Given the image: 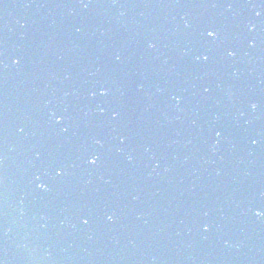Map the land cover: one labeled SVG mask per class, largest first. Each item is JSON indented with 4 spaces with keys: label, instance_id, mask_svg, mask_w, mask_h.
<instances>
[{
    "label": "water",
    "instance_id": "obj_1",
    "mask_svg": "<svg viewBox=\"0 0 264 264\" xmlns=\"http://www.w3.org/2000/svg\"><path fill=\"white\" fill-rule=\"evenodd\" d=\"M3 264H112L53 203L0 169Z\"/></svg>",
    "mask_w": 264,
    "mask_h": 264
},
{
    "label": "snow or ice",
    "instance_id": "obj_2",
    "mask_svg": "<svg viewBox=\"0 0 264 264\" xmlns=\"http://www.w3.org/2000/svg\"><path fill=\"white\" fill-rule=\"evenodd\" d=\"M258 14H259V13H258ZM207 35H208L209 37H214V36H216V32H215V31H208V32H207ZM204 59L207 60V59H208V56H204ZM14 62H15V63H19V60L17 59V60L14 61ZM62 119H63V117H56V123H60V122L62 121ZM89 163H91V164H95V163H96V158H92V159H90V160H89ZM62 172H63V170H62V169H59V170L57 171L56 174H57V175H61ZM39 187H44V185L41 184V185H39ZM257 215H264V213L257 212ZM109 219H111V217H109ZM84 223L87 224V223H88V220H84ZM0 264H3V262L0 261Z\"/></svg>",
    "mask_w": 264,
    "mask_h": 264
}]
</instances>
